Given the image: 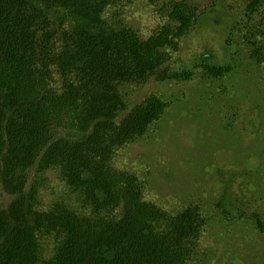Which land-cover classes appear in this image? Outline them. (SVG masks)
I'll return each mask as SVG.
<instances>
[{"label":"trees","instance_id":"trees-1","mask_svg":"<svg viewBox=\"0 0 264 264\" xmlns=\"http://www.w3.org/2000/svg\"><path fill=\"white\" fill-rule=\"evenodd\" d=\"M119 1L0 0V197L15 198L0 208V264H188L195 255L206 224L200 209L165 212L144 200L135 175L112 162L169 108L150 96L119 120L127 109L122 89L165 81V49L200 23L221 24L224 14L215 5L201 11L192 0H168L176 30L144 38L106 18ZM263 8L264 0L248 6L252 14ZM253 46L252 57L264 63V50ZM202 57L210 61L214 53L205 47ZM204 67L216 78L230 72ZM55 170L89 212L67 203L34 210L33 172L36 180ZM222 181L229 214L249 218L243 199ZM39 235L58 239L44 261Z\"/></svg>","mask_w":264,"mask_h":264},{"label":"rangeland","instance_id":"rangeland-1","mask_svg":"<svg viewBox=\"0 0 264 264\" xmlns=\"http://www.w3.org/2000/svg\"><path fill=\"white\" fill-rule=\"evenodd\" d=\"M250 1L192 0L201 11L215 5L224 14L222 23H200L177 46L165 49V81L154 78L122 89L127 109L119 120L150 96L169 105L144 137L118 149L112 164L135 175L144 200L165 212L200 209L206 224L188 264H264V63L252 57L253 44L264 50V27H259L264 8L252 14ZM170 14L168 0H120L106 18L149 38L176 30ZM205 47L214 53L210 61L202 57ZM205 65L229 67L230 72L216 78ZM56 79L60 87V77ZM35 175V211L67 203L89 212L59 171L36 180ZM222 179L243 199L249 218L229 214ZM14 200L3 193L0 208L8 209ZM39 244L44 261L54 254L58 239L39 235Z\"/></svg>","mask_w":264,"mask_h":264}]
</instances>
